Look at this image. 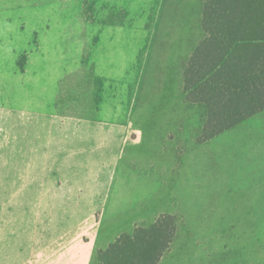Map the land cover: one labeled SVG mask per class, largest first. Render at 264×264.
<instances>
[{
    "label": "rangeland",
    "instance_id": "obj_1",
    "mask_svg": "<svg viewBox=\"0 0 264 264\" xmlns=\"http://www.w3.org/2000/svg\"><path fill=\"white\" fill-rule=\"evenodd\" d=\"M202 6L0 0V264H59L76 234L96 264L159 214L178 227L158 264H264V203H222L191 132L206 109L182 72Z\"/></svg>",
    "mask_w": 264,
    "mask_h": 264
},
{
    "label": "trees",
    "instance_id": "obj_2",
    "mask_svg": "<svg viewBox=\"0 0 264 264\" xmlns=\"http://www.w3.org/2000/svg\"><path fill=\"white\" fill-rule=\"evenodd\" d=\"M203 38L183 69V93L206 114L203 143L264 110V0H203ZM177 216L159 214L105 248L96 264H158L177 232Z\"/></svg>",
    "mask_w": 264,
    "mask_h": 264
},
{
    "label": "crops",
    "instance_id": "obj_3",
    "mask_svg": "<svg viewBox=\"0 0 264 264\" xmlns=\"http://www.w3.org/2000/svg\"><path fill=\"white\" fill-rule=\"evenodd\" d=\"M201 128L202 123L196 133L194 130L191 131L192 136L198 134ZM197 145L196 151L204 156V160L208 159V161L205 160L203 166L205 178H208L209 181L213 180L211 183L213 188L218 187L217 193L222 196L220 199L222 203H264V110L240 121L206 142L197 143ZM194 150L189 152L194 153ZM217 160H219L218 163H216ZM195 167V165H187L186 171L190 174L183 178L185 185L194 179L195 174L192 172ZM215 178H218L217 183L214 181ZM79 229L81 230L82 227ZM76 235L72 238V243L69 240L73 235L66 236L67 244H62L60 249L63 250V254L56 252L52 256H48V259L59 264H84L87 262L93 255L83 246L85 243L83 237L79 238ZM59 242L61 245L62 241ZM177 262H179L178 259Z\"/></svg>",
    "mask_w": 264,
    "mask_h": 264
}]
</instances>
